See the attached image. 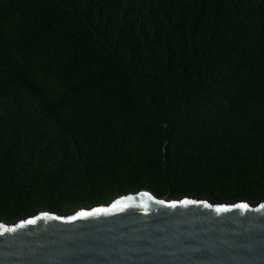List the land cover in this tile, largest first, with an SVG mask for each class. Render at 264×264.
<instances>
[{
    "label": "trees",
    "instance_id": "1",
    "mask_svg": "<svg viewBox=\"0 0 264 264\" xmlns=\"http://www.w3.org/2000/svg\"><path fill=\"white\" fill-rule=\"evenodd\" d=\"M140 188L264 199V0H0V220Z\"/></svg>",
    "mask_w": 264,
    "mask_h": 264
},
{
    "label": "water",
    "instance_id": "2",
    "mask_svg": "<svg viewBox=\"0 0 264 264\" xmlns=\"http://www.w3.org/2000/svg\"><path fill=\"white\" fill-rule=\"evenodd\" d=\"M0 264H264V199L146 188L64 213L0 220Z\"/></svg>",
    "mask_w": 264,
    "mask_h": 264
}]
</instances>
